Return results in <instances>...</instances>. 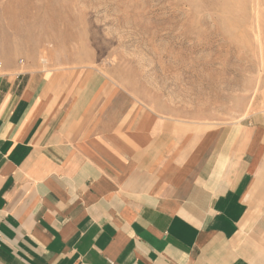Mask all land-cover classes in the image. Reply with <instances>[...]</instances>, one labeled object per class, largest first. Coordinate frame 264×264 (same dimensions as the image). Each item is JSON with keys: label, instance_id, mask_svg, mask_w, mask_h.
Listing matches in <instances>:
<instances>
[{"label": "crops", "instance_id": "1", "mask_svg": "<svg viewBox=\"0 0 264 264\" xmlns=\"http://www.w3.org/2000/svg\"><path fill=\"white\" fill-rule=\"evenodd\" d=\"M0 264H264V86L221 123L77 69L0 77Z\"/></svg>", "mask_w": 264, "mask_h": 264}, {"label": "rangeland", "instance_id": "2", "mask_svg": "<svg viewBox=\"0 0 264 264\" xmlns=\"http://www.w3.org/2000/svg\"><path fill=\"white\" fill-rule=\"evenodd\" d=\"M64 69L161 112L238 119L264 86V0H0V77Z\"/></svg>", "mask_w": 264, "mask_h": 264}]
</instances>
